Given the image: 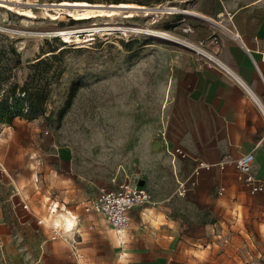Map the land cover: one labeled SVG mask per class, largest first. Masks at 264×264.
I'll return each mask as SVG.
<instances>
[{"label": "crops", "instance_id": "crops-1", "mask_svg": "<svg viewBox=\"0 0 264 264\" xmlns=\"http://www.w3.org/2000/svg\"><path fill=\"white\" fill-rule=\"evenodd\" d=\"M181 2L186 12H175L181 14L171 27L190 31L203 47L199 52L215 55L226 69L192 52H174L167 64L178 85L163 123L138 139L132 176L153 191V200L130 210L131 225L122 235L100 213L82 217L83 201L105 185L64 174L57 138L37 132L42 119L17 118L27 141L19 140L18 130L0 153V264H255L251 231L264 236V192L246 187L261 213L262 221L252 225L237 220V209L225 201L235 193L224 186L244 185L235 160L248 151L264 180V0ZM9 129L11 136L15 128ZM176 148L187 155H177L174 164ZM177 179L188 180L185 195ZM51 202L58 212L50 213ZM64 212L77 221L61 223ZM53 221L61 232L55 239Z\"/></svg>", "mask_w": 264, "mask_h": 264}, {"label": "rangeland", "instance_id": "rangeland-1", "mask_svg": "<svg viewBox=\"0 0 264 264\" xmlns=\"http://www.w3.org/2000/svg\"><path fill=\"white\" fill-rule=\"evenodd\" d=\"M65 1L67 4H61ZM119 3H134L145 9L133 8L131 15L123 10L87 17L70 13L83 7L108 10L109 5ZM165 5L176 8H162ZM186 9L181 0L0 2V46L9 37L21 53V61L15 63L14 55L0 47V66L7 67L2 87L9 88L14 82L23 85L35 71L33 64L46 59L37 68L49 89L46 112L38 117L42 121H38L41 128L37 132L57 138L64 174L81 181L98 180L106 188L126 176L135 182L132 176L139 154L138 139L157 122L163 123L167 100L178 85L176 70L167 64L178 56L174 52H192L201 60L205 58L198 49L203 47L188 37L190 31L171 27L181 14L175 12ZM64 31L71 36L65 39ZM73 84L75 93L67 104ZM17 118L22 119L17 116L14 122ZM9 127L15 128L11 136ZM22 128L21 123L10 126L0 122V153L6 151L9 138L13 139L18 130L19 140L27 141ZM21 173H26V166ZM226 190L235 193L225 201L237 209L238 214L233 213L237 220L252 225L262 221L260 211L249 201L246 186L232 183L224 186ZM92 197L89 195L83 204ZM66 217L77 221L64 212L61 223ZM251 232L254 263L264 264V236L255 228Z\"/></svg>", "mask_w": 264, "mask_h": 264}, {"label": "built area", "instance_id": "built-area-1", "mask_svg": "<svg viewBox=\"0 0 264 264\" xmlns=\"http://www.w3.org/2000/svg\"><path fill=\"white\" fill-rule=\"evenodd\" d=\"M202 53L205 57L210 59L214 65L220 67L221 69H226L215 55L209 54L205 51ZM46 133H48V131H46ZM171 154L173 155L172 160L174 164L177 155H187L186 152L180 148H176L175 150L171 151ZM254 159L255 155L251 151L242 153L236 158L235 165L238 169V177L244 183L250 193H256L259 191L264 192V180L257 177L255 174ZM199 165L202 167L205 165V162H200ZM195 173H199V168H196ZM177 180L178 193L180 195H185L190 189L188 180ZM192 184L195 185V182H192ZM153 198V191L141 183L133 182L128 176H126L125 178L118 180L117 185L114 188H100L98 194L84 204L83 209L87 214H90L91 212L100 213L107 219L109 224L116 230V232L122 235L131 225L129 215L130 210L137 205L150 202L153 200ZM58 209L59 205L57 203L51 202L49 205L50 213H56L58 212ZM39 222H42V219H39ZM50 228L52 230L51 237L53 239L58 238L61 235L58 222L53 221L50 224ZM71 230H74V228L72 227ZM76 233L77 231H74V234ZM73 240L72 251L76 252V238L74 237Z\"/></svg>", "mask_w": 264, "mask_h": 264}, {"label": "trees", "instance_id": "trees-1", "mask_svg": "<svg viewBox=\"0 0 264 264\" xmlns=\"http://www.w3.org/2000/svg\"><path fill=\"white\" fill-rule=\"evenodd\" d=\"M6 43L1 44L0 47L8 49L14 55V62L21 61V53L15 46V41L7 37ZM56 49H52L55 51ZM56 55V54H54ZM46 61L40 60L33 64L35 71L29 76L23 85L14 82L9 88H4L3 80L7 67L0 66V122H5L10 125L14 123V119L20 116L25 119H35L42 116L46 112V101L49 95L48 83L42 82L41 77L38 76L40 71H37L38 66ZM41 74V73H40ZM75 84L71 86L67 104L70 103L72 96L75 93ZM24 93L25 97L17 96ZM11 98L14 102L12 103Z\"/></svg>", "mask_w": 264, "mask_h": 264}, {"label": "bare ground", "instance_id": "bare-ground-1", "mask_svg": "<svg viewBox=\"0 0 264 264\" xmlns=\"http://www.w3.org/2000/svg\"><path fill=\"white\" fill-rule=\"evenodd\" d=\"M79 3L84 4V3H87V2H75L73 4H79ZM61 4L65 5V4H67V2L65 1V2H62ZM109 7H110V9H108V10H103V9H100V8L99 9H94L92 7H83L81 9H74V10L70 11V13L76 14L79 17H87V16H90V15L101 14V13L112 14V13L120 12L121 10H123V11L127 12L126 14L131 15L133 8L145 9L144 6L138 5V4H134V3L111 4V5H109ZM61 8H63V7H61ZM162 8L174 9L176 7L175 6H166L165 5ZM70 33L71 32H69V31H64V32H62V36H64L65 39L69 38L71 36ZM66 223L71 224L72 222L68 218Z\"/></svg>", "mask_w": 264, "mask_h": 264}, {"label": "water", "instance_id": "water-1", "mask_svg": "<svg viewBox=\"0 0 264 264\" xmlns=\"http://www.w3.org/2000/svg\"><path fill=\"white\" fill-rule=\"evenodd\" d=\"M2 1H5V0H0V2H2Z\"/></svg>", "mask_w": 264, "mask_h": 264}]
</instances>
